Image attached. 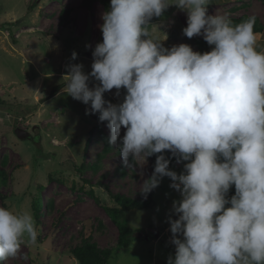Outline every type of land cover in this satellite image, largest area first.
<instances>
[{"label": "clouds", "instance_id": "9594fccd", "mask_svg": "<svg viewBox=\"0 0 264 264\" xmlns=\"http://www.w3.org/2000/svg\"><path fill=\"white\" fill-rule=\"evenodd\" d=\"M209 3L110 0L91 71L69 65L62 91L106 122L125 166L156 155L139 185L145 198L164 177L179 193L167 219L175 251L166 264H264V52L254 16L234 24L227 14L209 15ZM172 6L186 14L182 34L202 37L210 51L163 46L167 35L150 21ZM113 89L125 91L117 104L104 99ZM171 158L186 162L180 174L169 170ZM39 234L31 214L0 207V264Z\"/></svg>", "mask_w": 264, "mask_h": 264}, {"label": "rangeland", "instance_id": "374dc122", "mask_svg": "<svg viewBox=\"0 0 264 264\" xmlns=\"http://www.w3.org/2000/svg\"><path fill=\"white\" fill-rule=\"evenodd\" d=\"M82 1L0 0V207L31 214L40 233L37 244L22 243L17 257L2 264H78L70 250L84 239L99 250L114 249L108 264H166L175 251L167 219L179 193L164 177L152 191L151 209L126 213L131 241L115 250L118 231L103 207H118L114 194L145 199L139 185L152 174L150 159L143 164L130 157L125 166L114 145L96 162L104 147L102 139L110 135L106 122L98 121V113L86 114L89 106L62 91L68 66L80 64L89 73L93 60L87 54L102 42L104 6L94 0L87 9ZM65 9L70 10L68 24L62 20ZM207 10L209 15L227 14L231 19L254 16L256 48L264 52L262 0H210ZM150 25L167 35L162 42L166 48L183 43L196 52L211 50L202 37L189 39L182 34L186 14L174 6L154 17ZM153 36L160 38L157 33ZM93 83L90 80L89 87ZM115 93V89L105 93L104 99L121 102L125 91ZM15 128L25 130L32 139L19 140ZM90 130L94 133L84 151ZM164 155L171 154L165 151ZM184 163L169 170L180 174ZM234 191L231 188L228 196ZM37 195L42 205L38 218L33 209Z\"/></svg>", "mask_w": 264, "mask_h": 264}, {"label": "trees", "instance_id": "16d2710c", "mask_svg": "<svg viewBox=\"0 0 264 264\" xmlns=\"http://www.w3.org/2000/svg\"><path fill=\"white\" fill-rule=\"evenodd\" d=\"M94 0H83L82 4L84 7L87 9H90L91 4ZM101 3L104 6L105 11L108 10L109 8V3L110 0H100ZM264 2V0H262ZM69 9H65L62 15V20L67 21V17L69 14ZM248 17L246 16H240L239 19H231L234 24L237 22L240 23L244 20H246ZM236 20V21H235ZM68 24V22H66ZM256 26V25H255ZM255 28V27H254ZM254 31H256L254 29ZM94 132L90 130V133L88 134L86 138V142L84 144L83 150L86 151L90 138L93 136ZM104 147L102 150V153L99 155V159L96 160V162H99L100 158L103 157L105 154L108 152L112 151L114 149L113 146H109L108 144V139L103 138L102 139ZM116 154H119L118 148L115 151ZM158 155V154H157ZM166 158H170L171 155H166ZM150 159V168L151 171L153 172L154 170V164H155V159L156 155H153L149 157ZM96 164V163H95ZM176 164L175 158L170 159V164L171 165ZM93 170L97 168L96 165H92ZM122 171V170H121ZM90 195L94 197L93 192H90ZM113 199L115 203L118 205V207H103V210L105 214L108 216L109 220L115 225L118 231V236H117V242H116V247L115 250L120 251L122 248H125L128 246V244L131 241V236H130V230L127 227L126 224V213L132 210H148L151 209L153 206V201H152V192L147 195V197L144 200L140 199H130L124 195H119V194H114ZM95 201L98 202V199L95 198ZM48 206V205H47ZM41 199L39 195L34 199L33 202V209L35 213V217L38 218L40 209H41ZM114 249L111 250H99L97 246L94 243H91L90 240L84 239L80 245L76 246L75 248L70 250L71 255L73 258L78 262V264H108V261L111 257V254Z\"/></svg>", "mask_w": 264, "mask_h": 264}, {"label": "water", "instance_id": "95a60500", "mask_svg": "<svg viewBox=\"0 0 264 264\" xmlns=\"http://www.w3.org/2000/svg\"><path fill=\"white\" fill-rule=\"evenodd\" d=\"M87 57L89 59L93 60L92 53L87 54ZM14 134L21 141H23V140H31L32 139L28 132H26L25 130H22L20 128H15L14 129Z\"/></svg>", "mask_w": 264, "mask_h": 264}]
</instances>
